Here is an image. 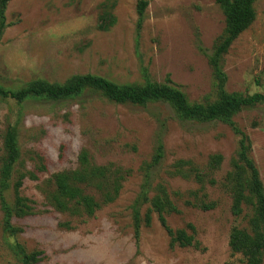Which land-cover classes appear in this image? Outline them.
<instances>
[{"label":"rangeland","instance_id":"374dc122","mask_svg":"<svg viewBox=\"0 0 264 264\" xmlns=\"http://www.w3.org/2000/svg\"><path fill=\"white\" fill-rule=\"evenodd\" d=\"M138 1L10 0L0 37V85L17 89L35 79L62 83L86 73L120 84L140 85L146 79L163 83L169 78L191 103L216 100L218 79L207 55L224 31L220 6L214 0H146L138 27ZM111 2L116 21L103 31L97 28L100 6ZM254 9L253 22L222 57L229 93L264 94V0H256ZM231 119L250 137L251 156L264 185V100ZM11 124L18 129L20 149L11 181L21 172H35L20 188L34 212L13 217L21 230L9 236L0 208V264H20L12 251L15 242L27 251H42L40 264H240V256L228 246L229 231L234 225L248 228L250 208L232 215L230 195L222 186L239 139L224 121L182 119L167 101L114 103L94 90L73 98L21 103L0 97V162L3 134ZM159 136L164 155L150 169V180L163 183L179 209L167 215L168 224L181 228L192 223L203 249L170 246L156 214L149 225L141 222L135 244L132 205L141 189L143 164L153 155ZM83 150L94 164L130 170L117 197L92 216L55 210L47 200L54 188L52 175L76 169ZM214 153L222 160L211 170L207 163ZM40 156L46 167L42 171L37 169ZM179 159L191 161L216 184L206 182L197 191L200 185L194 178L171 175ZM13 197L10 188L7 200ZM199 201L215 206L203 210L193 204ZM146 206H141V214Z\"/></svg>","mask_w":264,"mask_h":264},{"label":"trees","instance_id":"16d2710c","mask_svg":"<svg viewBox=\"0 0 264 264\" xmlns=\"http://www.w3.org/2000/svg\"><path fill=\"white\" fill-rule=\"evenodd\" d=\"M10 0H0V37L7 26L5 9ZM224 14V31L214 44L212 53L208 54V61L218 79V97L207 103L189 102L185 93L173 86L169 78L165 82L157 83L146 79L143 84H120L103 76L90 73L75 74L62 83L48 82L35 79L17 89L5 88L0 85V97L14 99L21 103L31 98L66 99L82 95L86 90H94L114 103H131L145 105L150 101H167L177 115L182 119H196L209 121L218 119L227 123L239 136L236 155L230 161L231 169L227 172L222 183L223 188L231 198L230 211L235 217L240 216L244 208L249 207L248 228L232 226L229 231L228 246L232 254L240 256V264H264V185L255 160L251 156L252 141L250 137L232 121L231 117L244 108H249L264 100V94H236L224 89L225 74L221 68L223 55L231 43L255 19L254 2L256 0H214ZM108 3V2H107ZM101 4L97 28L108 30L116 21L112 13L114 3ZM146 0L137 3L138 20L140 26ZM3 151L0 162V208L3 212V229L9 236H15L21 228L12 223L13 217H22L33 213L31 200L20 194L25 177L35 178L32 171L21 172L12 182L11 176L15 165L19 161L20 149L18 143V129L16 124L8 125L3 134ZM164 155V145L160 136L150 160L143 164V180L141 189L132 205L135 244H138L139 228L143 221L149 225L152 215L156 217L169 236L170 246L192 247L203 249L196 238V230L192 223L184 227L172 228L167 222V215L178 213L179 209L170 198L168 188L161 182L152 183L150 169L156 166ZM80 165L74 170H65L52 175L53 191L48 194V204L55 210L69 212L73 215L92 216L102 205L113 201L121 188V183L130 170L113 167L112 164L97 165L88 159L87 151L79 154ZM222 160L220 153L211 154L207 168L214 170ZM44 159L40 156L37 166L44 170ZM171 175L180 174L185 178L192 177L200 185L197 191L203 189L208 182L215 185L213 178L196 167L191 161L177 160L173 164ZM12 188L13 200H7V192ZM94 190V196L86 190ZM179 196L181 193L172 191ZM187 203H191L186 200ZM200 202V201H199ZM146 204L141 214V206ZM203 210L215 206L213 201L193 203ZM12 251L20 264H40L42 251H27L20 243L12 244Z\"/></svg>","mask_w":264,"mask_h":264}]
</instances>
